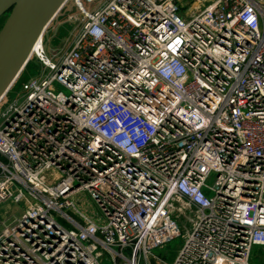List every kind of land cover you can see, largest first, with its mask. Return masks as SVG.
Instances as JSON below:
<instances>
[{"label":"built area","instance_id":"2783aa9c","mask_svg":"<svg viewBox=\"0 0 264 264\" xmlns=\"http://www.w3.org/2000/svg\"><path fill=\"white\" fill-rule=\"evenodd\" d=\"M76 5L68 46L32 54L36 77L0 98V207L19 208L0 218V264H250L264 247V0ZM178 236L171 262L152 254Z\"/></svg>","mask_w":264,"mask_h":264},{"label":"rangeland","instance_id":"374dc122","mask_svg":"<svg viewBox=\"0 0 264 264\" xmlns=\"http://www.w3.org/2000/svg\"><path fill=\"white\" fill-rule=\"evenodd\" d=\"M84 4V0H67L61 9L57 12V14L54 16V18L51 20L49 24L46 25L41 38L39 39V42L36 45V49L32 54H36L39 56L40 50L43 49L45 55L47 57H50L51 52H55L59 49H64L69 44V37L73 31V29L76 27V22L72 20V18L79 17L78 13V6L76 3ZM76 2V3H75ZM95 5L91 7H95ZM8 16V12L0 15V28L2 27L3 23L5 22L6 18ZM31 55L29 62L27 65L23 67L21 70L20 75H18V79H16V86L13 90H11L8 95L6 96V101H10L15 93L18 92V86L23 81H26L29 78L36 77L38 74L39 69H41V65L37 58ZM58 90L61 91L63 94H67V92L63 89L58 87ZM214 180V175L211 174L209 178L206 180V185L211 186ZM207 196H209L208 193H206ZM81 202L76 203L75 206L77 209L86 215L89 218L95 219L97 218V213L95 208L92 206V204L85 199L84 195L82 194ZM18 209L15 205L8 203L4 204L0 207V218H7L9 217L10 213L17 214ZM60 223L65 225L63 222L60 221ZM180 235L183 236L185 234V225L186 220H183V218H180L176 221ZM181 236H178L177 238L172 239L167 244L163 245L160 248L154 249L152 251V254L156 256L157 258H160L166 262H171L174 258L177 250L182 245L183 238ZM248 262L250 264H264V247H252L249 252ZM107 264V263H104Z\"/></svg>","mask_w":264,"mask_h":264},{"label":"water","instance_id":"95a60500","mask_svg":"<svg viewBox=\"0 0 264 264\" xmlns=\"http://www.w3.org/2000/svg\"><path fill=\"white\" fill-rule=\"evenodd\" d=\"M61 0H0V15L8 16L0 28V98L17 78L30 54L44 21L50 23L61 7ZM28 55V56H27Z\"/></svg>","mask_w":264,"mask_h":264},{"label":"bare ground","instance_id":"6f19581e","mask_svg":"<svg viewBox=\"0 0 264 264\" xmlns=\"http://www.w3.org/2000/svg\"><path fill=\"white\" fill-rule=\"evenodd\" d=\"M64 1H65V0H61V1L57 4V6L55 7V11H56L59 7L62 6V4H63ZM51 17H52V16H51ZM51 17H49L47 20L44 21V24H43V27H42L43 29H42L41 33H39V34L36 36L34 42L32 43V45H31V47H30V50H29V52H28V55H29V54H30V56L32 55V52L34 51V48L36 47L37 43L39 42V39L41 38L42 33H43V31H44L46 25L49 24L48 20H49ZM28 55H27V56H28Z\"/></svg>","mask_w":264,"mask_h":264},{"label":"trees","instance_id":"16d2710c","mask_svg":"<svg viewBox=\"0 0 264 264\" xmlns=\"http://www.w3.org/2000/svg\"><path fill=\"white\" fill-rule=\"evenodd\" d=\"M36 48H37V47H35L34 50H35ZM33 52H34V51H33ZM33 52H32V53H33ZM28 62H29V60L27 61V63H28ZM27 63H26V65H27ZM20 73H21V72H20ZM19 75H20V74H19ZM17 79H18V78H17ZM16 81H17V80H16ZM16 81H15V83H14V86H16Z\"/></svg>","mask_w":264,"mask_h":264}]
</instances>
